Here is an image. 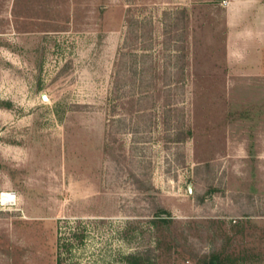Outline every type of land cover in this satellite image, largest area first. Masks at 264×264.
Returning <instances> with one entry per match:
<instances>
[{
    "label": "rangeland",
    "instance_id": "rangeland-1",
    "mask_svg": "<svg viewBox=\"0 0 264 264\" xmlns=\"http://www.w3.org/2000/svg\"><path fill=\"white\" fill-rule=\"evenodd\" d=\"M262 19L0 0V264H264Z\"/></svg>",
    "mask_w": 264,
    "mask_h": 264
},
{
    "label": "crops",
    "instance_id": "crops-1",
    "mask_svg": "<svg viewBox=\"0 0 264 264\" xmlns=\"http://www.w3.org/2000/svg\"><path fill=\"white\" fill-rule=\"evenodd\" d=\"M233 5H231L230 7H228V14L231 15V16H236L238 15V13L240 12L239 14V17L240 19H243L245 18V15H246V9L248 8V6H250L252 3H248V4H244V3H238L237 1H233L232 3ZM234 8H237L236 10L238 11L237 14L234 13ZM235 18V17H234ZM229 20L232 19L228 17ZM262 22L264 23V19H262ZM245 27V33L246 34H249L250 33V30L247 26H244Z\"/></svg>",
    "mask_w": 264,
    "mask_h": 264
},
{
    "label": "trees",
    "instance_id": "trees-1",
    "mask_svg": "<svg viewBox=\"0 0 264 264\" xmlns=\"http://www.w3.org/2000/svg\"><path fill=\"white\" fill-rule=\"evenodd\" d=\"M160 212H166L164 209H159ZM126 262L128 264H140L141 260L137 254H129L126 256ZM220 260L217 256H213L209 259L208 264H219Z\"/></svg>",
    "mask_w": 264,
    "mask_h": 264
},
{
    "label": "bare ground",
    "instance_id": "bare-ground-1",
    "mask_svg": "<svg viewBox=\"0 0 264 264\" xmlns=\"http://www.w3.org/2000/svg\"><path fill=\"white\" fill-rule=\"evenodd\" d=\"M3 200H13V195L10 192H4L2 194Z\"/></svg>",
    "mask_w": 264,
    "mask_h": 264
},
{
    "label": "water",
    "instance_id": "water-1",
    "mask_svg": "<svg viewBox=\"0 0 264 264\" xmlns=\"http://www.w3.org/2000/svg\"><path fill=\"white\" fill-rule=\"evenodd\" d=\"M42 98H43V99H46V97H45L44 95H42Z\"/></svg>",
    "mask_w": 264,
    "mask_h": 264
},
{
    "label": "built area",
    "instance_id": "built-area-1",
    "mask_svg": "<svg viewBox=\"0 0 264 264\" xmlns=\"http://www.w3.org/2000/svg\"><path fill=\"white\" fill-rule=\"evenodd\" d=\"M0 197H1V195H0ZM1 202V201H0Z\"/></svg>",
    "mask_w": 264,
    "mask_h": 264
}]
</instances>
